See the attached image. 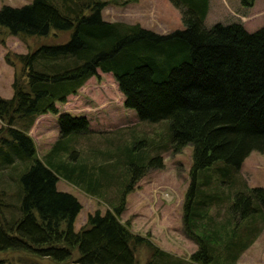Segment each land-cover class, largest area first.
Here are the masks:
<instances>
[{"label": "trees", "instance_id": "trees-1", "mask_svg": "<svg viewBox=\"0 0 264 264\" xmlns=\"http://www.w3.org/2000/svg\"><path fill=\"white\" fill-rule=\"evenodd\" d=\"M169 1L180 10L183 29L166 34L102 19L107 5L137 0H31L0 7V37L39 39L25 53L4 54L13 81L11 97H0V252L33 254L38 261L30 264H138L139 250L144 264H235L253 243L261 227L254 233L240 226L264 209L263 188L235 191L227 217L215 220L209 211L222 206L219 186L207 174L209 192L203 194L196 178L214 162L236 171L250 152L264 153V26L252 32L238 22L207 27V0ZM253 3L241 0L245 7ZM97 70L112 75L124 107L138 120L168 122L173 153L192 147L182 204L184 235L196 245L188 258L163 250L119 219L139 179L163 167L160 155L146 160L126 148L112 164L78 160L71 142L91 131L88 119L59 113L56 104ZM44 114H57L58 137L39 158L28 131ZM59 178L96 197L104 187H123L111 209L88 214L75 231L81 204L56 189Z\"/></svg>", "mask_w": 264, "mask_h": 264}, {"label": "rangeland", "instance_id": "rangeland-1", "mask_svg": "<svg viewBox=\"0 0 264 264\" xmlns=\"http://www.w3.org/2000/svg\"><path fill=\"white\" fill-rule=\"evenodd\" d=\"M30 1L0 0V7L3 5L20 7ZM224 1L231 3V7L236 8L235 13L238 12L243 16L237 18L231 15V17L225 9ZM236 2H239V6ZM128 4L117 6L122 7L120 13L114 11L116 6L107 5L101 11L102 19L139 23L142 27L159 34L183 29L180 10L169 0H140L137 7ZM148 6L155 7V10L152 12L150 8L145 9ZM216 22L222 24L238 22L246 31H255L264 26V2L254 0L251 7H245L241 4V0H214L213 14L204 20V24L209 27ZM0 39L3 42H0V97L10 98L13 68L5 62L4 54L25 53L28 47L35 46L39 39L30 38L22 42L17 37L9 35H3ZM28 44L30 46H27ZM56 107L59 113L68 112L88 119L91 131L76 135L71 142L80 161L88 164H112L118 153L126 148L146 160L156 154L162 157L163 167L148 169L135 188L127 194L125 210L119 219L123 223L128 221L132 232L142 236L149 235L151 240L163 250L175 256L188 258L196 250L195 243L184 235L182 223L183 198L191 181L189 173L191 145H186L180 152L173 153L169 145L168 122L163 120L150 123L138 120L134 110L124 107L123 95L110 73L97 70V76L90 77L76 94L68 96L64 103H58ZM56 118L57 114L40 115L28 131L39 158L45 156L58 137ZM225 167L222 161L214 162L208 170L199 172L196 178L198 188L205 194L209 192L208 186L205 185L207 180L205 176L209 174L211 183L217 182L216 185L219 186L218 193L228 200L226 202L222 198V202L217 203L222 206L210 208L209 213L215 220H223L227 217L226 209L235 191H246L254 187H261L264 190V153L250 152L236 171H224ZM2 171L6 173L7 170ZM111 172L117 176L114 169ZM128 175L125 181L128 180ZM2 179L8 180L6 176ZM228 184H233L229 190ZM122 187V183L118 186L104 187L102 197H96L88 195L62 178L56 183L58 191L70 193L81 204L73 224L75 231L83 226L88 214H93L95 211L104 214L111 209V203L116 202ZM259 226L261 229L257 231L253 243L240 255L235 264H264V209L242 221L240 227L245 230L247 227L255 233ZM137 257L138 264H144L143 250L138 251ZM0 260L3 264H30L38 261V258L27 252L8 250L0 252ZM41 262L53 264L47 259ZM56 264L74 263L68 260Z\"/></svg>", "mask_w": 264, "mask_h": 264}, {"label": "crops", "instance_id": "crops-1", "mask_svg": "<svg viewBox=\"0 0 264 264\" xmlns=\"http://www.w3.org/2000/svg\"><path fill=\"white\" fill-rule=\"evenodd\" d=\"M139 2H140V0H138ZM153 1H155V0H153ZM223 1V0H222ZM139 2H136V3H130V4H128V6H132V7H137V4L139 3ZM148 2V1H147ZM207 2H208V7H207V13H206V16H205V20L211 15V14H213V8H214V0H207ZM224 5H225V9L230 13V16L232 15V16H234V17H237L238 18V16H243V15H239L238 14V12L237 13H235V11H236V8L234 7V5H233V7L234 8H232L231 7V3H229V2H227V1H224V3H223ZM236 4L239 6V2H236ZM139 8V7H138ZM151 9L152 10V12L155 10V7H151V6H148V7H145V9ZM121 9H122V7H117L116 6V8L114 9V11L115 12H121ZM231 16V17H232ZM110 21V20H109ZM115 21H119V20H115ZM133 23V22H132ZM216 23H218V22H216ZM220 23V22H219ZM90 127V130L92 129L91 128V126H89Z\"/></svg>", "mask_w": 264, "mask_h": 264}]
</instances>
